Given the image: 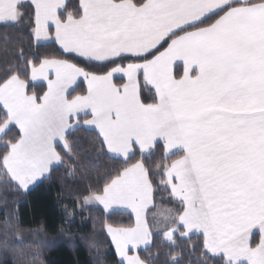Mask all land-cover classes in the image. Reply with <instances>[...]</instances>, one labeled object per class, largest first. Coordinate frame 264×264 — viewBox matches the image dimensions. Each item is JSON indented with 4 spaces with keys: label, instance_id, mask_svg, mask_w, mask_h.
Returning <instances> with one entry per match:
<instances>
[{
    "label": "snow or ice",
    "instance_id": "obj_1",
    "mask_svg": "<svg viewBox=\"0 0 264 264\" xmlns=\"http://www.w3.org/2000/svg\"><path fill=\"white\" fill-rule=\"evenodd\" d=\"M64 6L0 0V23L27 16L34 41L69 57L25 60L21 49L25 76L0 78V177L27 191L67 160L76 171L69 133L92 129L120 166L77 196L104 212L117 264H143L149 213L169 225L171 239L155 231L171 248L178 234L199 236L203 264H264V0H79L67 15ZM29 79L47 90L29 92ZM81 81L86 93L73 96ZM157 149L167 162L150 170L144 157ZM158 186L174 209L156 211ZM113 209L132 227L108 223ZM232 217L243 221L235 235Z\"/></svg>",
    "mask_w": 264,
    "mask_h": 264
},
{
    "label": "trees",
    "instance_id": "obj_2",
    "mask_svg": "<svg viewBox=\"0 0 264 264\" xmlns=\"http://www.w3.org/2000/svg\"><path fill=\"white\" fill-rule=\"evenodd\" d=\"M77 8L78 0H69L62 14L75 13ZM25 12L30 9L26 8ZM21 49L25 60L69 58L54 44L37 46L25 16L21 24L0 27V78L7 71L17 70L25 76L24 62L18 58ZM71 59L80 63V59ZM88 67L100 71L91 65ZM142 90L151 102L152 93L143 83ZM28 91L42 95L45 88L29 85ZM85 93V86L80 84L72 94ZM69 140L75 141L78 152L76 171L71 168L72 161L67 160L65 163L69 167L55 168L50 179L46 178L28 192L17 191L0 177V264H117L118 259L105 233L104 212L99 208H82V197L77 194L84 193L90 182L98 191L95 182L120 165L102 150L93 131L77 130L69 134ZM162 156V149H157L145 156L144 162L150 170H155L167 162ZM153 179L158 181L159 177ZM175 207L158 186L156 210ZM107 222L125 228H131L134 223L124 214L108 215ZM164 234L171 239V232ZM154 237L151 247L146 252L140 251L144 264H173L169 258L174 253L180 254L177 264H203L199 255L200 237H192L189 241L178 234L174 248L165 244L160 235ZM258 239L255 235L254 240Z\"/></svg>",
    "mask_w": 264,
    "mask_h": 264
},
{
    "label": "crops",
    "instance_id": "obj_3",
    "mask_svg": "<svg viewBox=\"0 0 264 264\" xmlns=\"http://www.w3.org/2000/svg\"><path fill=\"white\" fill-rule=\"evenodd\" d=\"M68 1L69 0H64V8L63 9H61L60 11H61V13L64 11V9H65V7H66V5H67V3H68ZM78 4H79V0H78ZM13 25H16V24H4V23H0V27H4V26H13ZM35 44L37 45V46H48V45H51V44H54L53 42H51V41H40V42H36L35 41ZM55 45V44H54ZM58 49H59V47H58V45H55ZM60 50V49H59ZM60 52H62V50H60ZM63 53V52H62ZM64 54V53H63ZM64 55H66V54H64ZM74 58H77V59H79L78 57H74ZM119 77H117L116 78V80H117V82L119 81ZM80 84H83L84 86H85V89H86V83H84V82H78V84L75 86V88H74V91L77 89V87L80 85ZM29 85L30 86H32V87H41V86H43L44 88H45V91L47 90V88H46V82H43V81H36V82H32L30 79H29ZM149 91H150V89H149V87H146ZM73 90H70V92H74ZM151 93H152V91H150ZM153 94V93H152ZM83 130H87V131H93L92 129H88V128H82ZM72 132H70L69 134H71ZM150 154V153H149ZM149 154H146L145 156H148ZM109 155V154H108ZM59 167V166H58ZM58 167H56V168H58ZM46 178H42L41 180H38L37 182H35L34 183V185H33V188L35 187V186H37L38 184H40L41 182H43L44 180H45ZM32 188V189H33ZM31 189V190H32ZM30 191V190H29ZM82 208H86V209H90V208H99V209H101L99 206H93V205H90V206H88V207H85V205H83L82 204ZM102 210V209H101ZM156 211H159V212H161V213H163L164 212V210H156ZM112 214H124V215H128V216H130L129 214H127L126 212H124L123 210H121V209H113V211L111 212V213H109L108 215H112ZM131 217V216H130ZM132 219H133V221H134V218L133 217H131ZM148 221H149V225L152 227V229H153V235L154 236H159V234H157L156 233V228H160L159 227V224H157L153 219H152V214L151 213H149V217H148ZM242 223H243V221L240 219V218H237V217H232V218H230L229 219V222H228V225H227V228L231 231V233L233 234V235H235L240 229H241V226H242ZM166 232H170V231H164V233H166ZM220 232L222 233L223 232V229H221L220 230ZM147 234V228H144V229H142V231L139 233V235H138V237H137V242H139V241H141L143 238H144V236ZM255 235H258V234H254V236ZM192 237H199V236H197V235H195V234H193L192 235ZM191 237V238H192ZM109 238V237H108ZM109 240H110V238H109ZM110 242H111V240H110ZM112 247H113V250H114V252H115V249H114V246L112 245ZM141 251H143V249H141ZM115 254H116V252H115ZM116 257H117V259L119 260V257H118V255L116 254ZM144 264V263H143Z\"/></svg>",
    "mask_w": 264,
    "mask_h": 264
},
{
    "label": "rangeland",
    "instance_id": "obj_4",
    "mask_svg": "<svg viewBox=\"0 0 264 264\" xmlns=\"http://www.w3.org/2000/svg\"><path fill=\"white\" fill-rule=\"evenodd\" d=\"M33 185H31L27 191H23V192H28L29 190H31L33 188ZM88 206H90V205H85V207H88ZM159 227H160V229L166 231L168 229L169 225H166L163 222H161V223H159Z\"/></svg>",
    "mask_w": 264,
    "mask_h": 264
}]
</instances>
